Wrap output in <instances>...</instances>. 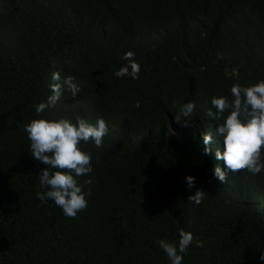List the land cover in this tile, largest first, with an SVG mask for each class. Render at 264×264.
Wrapping results in <instances>:
<instances>
[{
    "label": "trees",
    "instance_id": "trees-1",
    "mask_svg": "<svg viewBox=\"0 0 264 264\" xmlns=\"http://www.w3.org/2000/svg\"><path fill=\"white\" fill-rule=\"evenodd\" d=\"M129 50L139 78H117ZM56 71L80 91L41 115L109 126L100 147L81 144L92 172L77 178L91 183L75 217L37 198L46 165L24 131ZM260 79L264 0H0V264H170L157 241L180 229L194 236L183 264H264V172L225 169L214 132L202 150L228 114L208 117L211 98Z\"/></svg>",
    "mask_w": 264,
    "mask_h": 264
},
{
    "label": "clouds",
    "instance_id": "clouds-1",
    "mask_svg": "<svg viewBox=\"0 0 264 264\" xmlns=\"http://www.w3.org/2000/svg\"><path fill=\"white\" fill-rule=\"evenodd\" d=\"M121 59L125 62L114 72L117 78L125 76L138 79L141 71L139 62L135 59V53L126 51ZM53 83L49 85L50 95L46 101L35 106L37 118L32 119L24 126L30 141L31 156L39 160L46 167L39 172L38 181L47 190L37 192V198L41 202L51 200L59 207L66 217H75L77 213L87 207L90 195L85 191L84 184L91 183L85 180L84 184L78 181V177L86 176L92 172L91 152L84 151L82 142L91 140L95 146L103 144V138L109 132V126L103 117H97L94 123H88L83 119L72 121L65 117L49 118L41 114L57 104L65 91L73 97L80 91V85L74 77L66 75L61 77L58 71L52 73ZM232 99L225 96H213L210 100L212 106L206 113L208 117L223 121L218 123L213 131L203 133V153L211 154L210 142L213 132L222 138L223 150L217 149L216 158L224 161L225 169L233 173L246 169L256 175L264 172V79L241 86L234 84L231 87ZM196 104L188 101L179 107L177 115L173 116L178 122L181 118L192 116ZM215 109V113L212 111ZM221 182L226 178V173L217 166L213 172ZM188 187L195 183V177L187 174L184 177ZM203 190L197 189L195 194L189 195L188 200L200 204ZM194 240L190 230L180 229L178 241L169 242L165 239L157 241L159 247L165 252L170 264H183L184 256ZM198 247L203 242L196 241ZM264 260V254L261 255Z\"/></svg>",
    "mask_w": 264,
    "mask_h": 264
}]
</instances>
